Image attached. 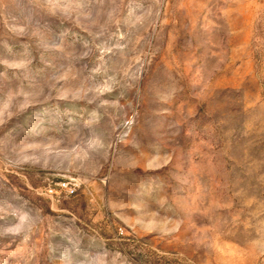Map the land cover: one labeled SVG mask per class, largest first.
I'll use <instances>...</instances> for the list:
<instances>
[{"label": "rangeland", "instance_id": "rangeland-1", "mask_svg": "<svg viewBox=\"0 0 264 264\" xmlns=\"http://www.w3.org/2000/svg\"><path fill=\"white\" fill-rule=\"evenodd\" d=\"M0 264H264V0H0Z\"/></svg>", "mask_w": 264, "mask_h": 264}, {"label": "built area", "instance_id": "built-area-1", "mask_svg": "<svg viewBox=\"0 0 264 264\" xmlns=\"http://www.w3.org/2000/svg\"><path fill=\"white\" fill-rule=\"evenodd\" d=\"M59 186L60 191L64 192L65 194L71 195L73 193V190L68 187L67 184L62 183Z\"/></svg>", "mask_w": 264, "mask_h": 264}]
</instances>
